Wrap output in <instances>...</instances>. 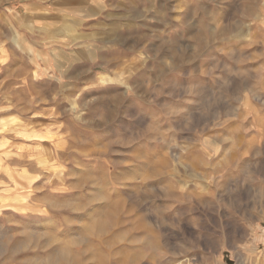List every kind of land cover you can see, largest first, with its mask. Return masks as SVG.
<instances>
[{
	"label": "clouds",
	"instance_id": "obj_1",
	"mask_svg": "<svg viewBox=\"0 0 264 264\" xmlns=\"http://www.w3.org/2000/svg\"><path fill=\"white\" fill-rule=\"evenodd\" d=\"M0 264H264V0H0Z\"/></svg>",
	"mask_w": 264,
	"mask_h": 264
},
{
	"label": "rangeland",
	"instance_id": "obj_2",
	"mask_svg": "<svg viewBox=\"0 0 264 264\" xmlns=\"http://www.w3.org/2000/svg\"><path fill=\"white\" fill-rule=\"evenodd\" d=\"M37 56H39V52H37ZM87 94H88V93H86L85 95H87ZM36 119H37V120H40V121H42V122H45V123L48 122L47 118L44 117V116H38V117H36ZM26 143H32V142H31V141H28V142H26ZM38 143H42V144H44V145H49V141H48V140L39 141Z\"/></svg>",
	"mask_w": 264,
	"mask_h": 264
}]
</instances>
